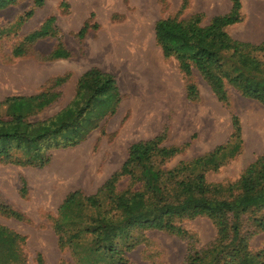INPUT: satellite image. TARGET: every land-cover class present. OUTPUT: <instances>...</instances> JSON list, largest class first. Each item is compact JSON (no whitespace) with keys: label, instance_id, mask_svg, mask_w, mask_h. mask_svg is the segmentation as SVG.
I'll return each instance as SVG.
<instances>
[{"label":"rangeland","instance_id":"obj_1","mask_svg":"<svg viewBox=\"0 0 264 264\" xmlns=\"http://www.w3.org/2000/svg\"><path fill=\"white\" fill-rule=\"evenodd\" d=\"M240 1L242 21L229 27L228 33L241 42H264V0ZM231 8L232 0H44L41 7L34 5V0H23L0 10V101L38 94L52 87L57 78L68 77L55 89L59 99L32 118L47 120L70 104L78 80L91 68L112 74L122 95L114 115L101 121L79 146L51 150V161L45 167L0 164V225L25 237L21 244L24 264H83L76 244L61 245L56 230L59 208L72 192L96 195L137 142L164 136L163 146L181 149V154L160 164L164 170L232 144L226 163L206 174L209 183L225 187L237 182L264 155V105L231 87L227 88L228 104L221 102L197 71L193 80L200 98L189 100L178 62L166 58L156 41L155 26L160 19L200 14L202 25L207 26L213 17L225 15ZM31 10L32 17L20 23ZM49 18L55 19L54 33L33 45L25 41ZM83 28L86 34L80 37ZM59 47L69 51L70 57L52 59ZM18 48L27 53L16 57ZM104 51L121 54L124 68H111L96 60L95 53ZM143 51L149 56L141 57ZM140 59L147 64L151 61L149 80L145 71H140ZM144 80L147 83H142ZM233 116L241 122L240 140L233 139ZM139 186L125 177L117 189L123 192ZM99 198L102 214L113 215L108 198ZM2 206L20 212L23 219L4 213ZM244 219L242 233H253L251 220L247 215ZM177 224L187 232L186 238L156 229L135 230L129 238L115 239L119 252L107 255L106 260L102 255L96 261L87 256L84 264H182L189 253L211 247L217 238V227L207 217ZM92 241L86 236L79 243L84 247ZM249 245L254 253L264 250V231L252 235Z\"/></svg>","mask_w":264,"mask_h":264},{"label":"trees","instance_id":"obj_2","mask_svg":"<svg viewBox=\"0 0 264 264\" xmlns=\"http://www.w3.org/2000/svg\"><path fill=\"white\" fill-rule=\"evenodd\" d=\"M21 1L0 0V10ZM43 4L44 0H34L37 7ZM241 8L240 0H232L230 12L213 17L207 26L202 25L200 14L187 19L168 17L156 23L157 44L166 58L178 62L186 79L189 100L200 98L193 80L197 71L221 102L228 104L227 88L231 87L244 98L264 105V42H241L228 33L229 27L242 21ZM33 14V10L26 13L20 23ZM54 23L55 19L49 18L25 41L33 45L50 36L51 31L54 33ZM85 34L86 28H83L79 36ZM26 53L23 48L15 50L16 57ZM70 55L59 47L51 57L58 60ZM67 78H57L52 87L38 94L11 96L0 101V164L43 168L51 161V150L79 146L101 121L116 113L122 100L116 78L91 68L78 80L76 95L67 107L47 120L32 121L59 99L60 93L55 89ZM233 129V139L240 140L242 130L237 116H233ZM163 140L164 136H159L133 144L122 167L96 195L84 196L76 191L67 196L56 222L61 245L76 244L75 251L77 256H82L79 262L83 264L87 256L96 261L100 260L97 256L102 255L106 260L107 255L119 252L115 239L129 238L135 230H162L184 239L187 232L178 222L207 217L218 230L214 244L190 251L182 264H264V250L254 253L249 245L252 235L264 231V155L250 165L237 182L225 187L209 183L206 174L226 163L232 154V144L218 146L209 154L181 161L174 168L164 170L160 164L182 151L163 146ZM125 177L140 184L139 188L118 191L117 184ZM22 191H26V186ZM100 195L108 198L113 215L107 211L102 214ZM1 210L23 219L20 212L7 206H2ZM90 211L97 215H91ZM246 215L254 229L247 235L242 233ZM70 225L78 228L69 229ZM0 236V264H24L21 244L25 237L1 225ZM86 236H91L93 241L81 247L79 242Z\"/></svg>","mask_w":264,"mask_h":264},{"label":"bare ground","instance_id":"obj_3","mask_svg":"<svg viewBox=\"0 0 264 264\" xmlns=\"http://www.w3.org/2000/svg\"><path fill=\"white\" fill-rule=\"evenodd\" d=\"M141 31V30H140ZM141 34V33H140ZM143 36V35H142ZM136 47V46H135ZM134 47V48H135ZM146 51H143L142 54H140V56L144 57V55H148L149 52H147L145 54ZM103 53V54H102ZM149 56V55H148ZM95 58L96 60L99 59L101 62H103L105 65L111 67V68H124L122 63H123V60L121 58V54H118L117 51H104V52H97L95 53ZM145 58V57H144ZM142 61L143 64H141V69L140 71H145V77L148 75L149 71L152 69V65H151V61H148V64L146 61H143L142 59H140ZM134 61V60H133ZM135 62V61H134ZM119 68V69H120ZM126 70V69H124ZM152 71V70H151ZM149 76V75H148ZM147 78V77H146ZM150 78H147V80H149ZM147 80L143 81L142 83H147Z\"/></svg>","mask_w":264,"mask_h":264}]
</instances>
